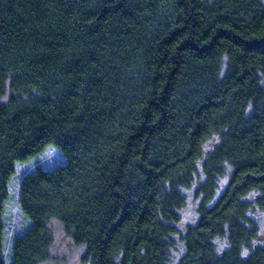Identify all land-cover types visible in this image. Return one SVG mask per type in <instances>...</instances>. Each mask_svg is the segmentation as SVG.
<instances>
[{"label": "trees", "instance_id": "16d2710c", "mask_svg": "<svg viewBox=\"0 0 264 264\" xmlns=\"http://www.w3.org/2000/svg\"><path fill=\"white\" fill-rule=\"evenodd\" d=\"M263 78L264 0H0V264H264Z\"/></svg>", "mask_w": 264, "mask_h": 264}, {"label": "rangeland", "instance_id": "374dc122", "mask_svg": "<svg viewBox=\"0 0 264 264\" xmlns=\"http://www.w3.org/2000/svg\"><path fill=\"white\" fill-rule=\"evenodd\" d=\"M262 80L264 85V78ZM36 158L37 157H31L24 162L18 163V166H26L19 167L17 173L18 177L29 171L35 164H40L44 168L51 169L64 162L63 157L53 148H48L43 154H41L37 159ZM225 183V179L220 181V190L224 188L223 186ZM197 187L198 184L196 183L190 190L185 192L186 206L180 211V221L177 226L181 232H183L186 226L194 224L197 220V207L199 204V198L195 195ZM254 218L257 221L259 232L253 244L254 246L264 247V216L256 213L254 214ZM26 226V222L19 210L15 207H10L7 219V230L9 236L20 234ZM51 228L54 234V242L50 249V258L40 264H84L82 262V257L85 253V247L74 244L72 239L65 234L64 229L59 222L53 221ZM176 243L177 245L174 250H172L171 254V260L173 263H176L183 255L182 243L179 239H177ZM215 244L220 252L228 247L226 238L216 239Z\"/></svg>", "mask_w": 264, "mask_h": 264}]
</instances>
